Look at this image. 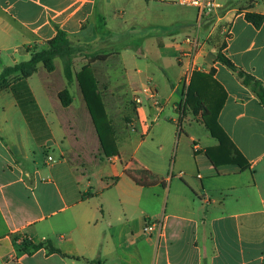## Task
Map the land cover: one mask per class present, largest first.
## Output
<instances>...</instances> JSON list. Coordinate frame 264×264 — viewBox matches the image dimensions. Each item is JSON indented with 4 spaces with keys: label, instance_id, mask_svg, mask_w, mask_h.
Masks as SVG:
<instances>
[{
    "label": "crops",
    "instance_id": "obj_1",
    "mask_svg": "<svg viewBox=\"0 0 264 264\" xmlns=\"http://www.w3.org/2000/svg\"><path fill=\"white\" fill-rule=\"evenodd\" d=\"M222 3L200 25L177 0H0V72L59 31L90 60L110 55L91 66L77 59L81 82L26 79L34 103L25 89L16 98V82L0 93V264H264V106L218 60L221 52L264 84V23L246 20L264 16V0ZM152 4L171 9L166 22L146 19ZM141 17L156 33L134 36L144 37L134 51L108 43L114 27L140 26ZM189 70L197 114L186 105ZM84 90L101 96L106 147ZM187 112L206 133L180 135ZM215 113L238 162L206 127ZM147 221L162 222V232L147 235ZM20 237L65 256L23 251Z\"/></svg>",
    "mask_w": 264,
    "mask_h": 264
},
{
    "label": "rangeland",
    "instance_id": "obj_2",
    "mask_svg": "<svg viewBox=\"0 0 264 264\" xmlns=\"http://www.w3.org/2000/svg\"><path fill=\"white\" fill-rule=\"evenodd\" d=\"M222 2H227L228 0H221ZM241 1V0H238ZM134 12V9L131 7H127V13H126V20L128 19L129 15ZM171 14V9L166 6H159V5H151L150 8L147 10V15L145 16L147 20H153V21H161L166 22L169 19V15ZM138 25H130L128 28H122V27H114L112 29V37H109L108 43L112 45L114 48H116L119 52H123L124 47L128 44H130V48L134 51L135 46H138L139 42L144 39V37H134L142 34H151L154 32L155 27H149L147 25H144L143 17L137 21ZM156 33V32H154ZM132 35L131 37H127V35ZM52 42L46 43L42 46H32L28 49L29 57L27 60L20 61L14 65L6 66L0 74L4 72H11L12 68L15 66H18L22 63H26L29 61L34 60V66L32 67V70L34 73L32 76H35L33 79L34 81H39L40 79L44 78V75H50L51 80L53 82L57 83H72L73 81L78 80L81 82L80 78V70L76 69V60L80 57L86 56V58L89 57L88 54L83 53L85 49H82L83 47H79L77 41L72 38L68 37L66 34V37L63 38V40L56 42V44H51ZM86 48V47H85ZM133 51L131 53H133ZM41 54L40 56L38 55ZM83 53V54H82ZM51 54V55H50ZM95 56H92V58ZM50 58L53 62L54 70L49 71L48 67L46 66L45 60ZM90 60V59H89ZM96 61L90 60L89 64L90 66L92 63H95ZM87 67V66H85ZM84 67V68H85ZM83 68V69H84ZM116 72L117 69L115 70ZM69 73V74H68ZM117 74V73H116ZM30 76V77H32ZM22 77L21 72L12 73L9 76H3L0 80V93L5 92L8 90L10 85L14 83L15 81L19 80ZM29 77V78H30ZM6 82V83H5ZM8 86V87H7ZM69 91L68 88H64L61 90L60 93L63 91ZM86 93L87 91H83L84 98L86 99ZM70 94V91H69ZM105 94H108V98L110 94L108 92H105ZM71 99L72 95L70 94ZM118 97H121L120 95H117ZM113 97H116V93H113ZM60 98V97H59ZM61 100V99H60ZM73 100V99H72ZM89 109V107H88ZM90 111V110H89ZM91 114V112H90ZM92 115V114H91ZM193 132L198 131L197 133H206L205 128L202 126V124L198 123L195 120V117L193 114L187 112V120L183 123V130H180V135L184 136L185 132Z\"/></svg>",
    "mask_w": 264,
    "mask_h": 264
},
{
    "label": "trees",
    "instance_id": "obj_3",
    "mask_svg": "<svg viewBox=\"0 0 264 264\" xmlns=\"http://www.w3.org/2000/svg\"><path fill=\"white\" fill-rule=\"evenodd\" d=\"M246 20H248L250 23H252L256 28H260L262 26V24L264 23V16L256 14V13H247L246 14ZM66 37V33L63 31H59L57 37L50 41L52 42L51 44H56V42H59L61 40H63V38ZM38 55L40 56L41 54L38 53ZM51 55V54H50ZM110 57V55H97L95 57H93L91 60L92 61H106L108 58ZM34 60L35 57L33 58L32 61L26 62V63H22L18 66H15L14 68H12L11 72H4L2 74H0V80L2 79V77L4 76H9L12 73H16V72H21L22 73V77L15 81V84H18L17 86H12V90L16 96V98L18 100H21L23 94H21V91H23V89L26 90V92H28L31 96V103H34L35 100L32 96V93L29 89V86L27 84L26 79H28L30 76H32V74L34 73V71L32 70V67L34 66ZM218 60L224 64L225 66H227L230 70H232L240 79L243 80V82L248 85L251 86L254 90V92L256 93L257 97L260 100V103L264 106V84L255 79L253 76L247 74L246 72L242 71L241 69H239L238 67H236L228 58H226L221 52L218 54ZM45 64L48 67L49 71H53L54 70V66H53V62L51 61L50 58L45 60ZM69 74V73H68ZM81 78V76H80ZM6 83V82H5ZM8 87V86H7ZM11 87V85H10ZM191 85L188 88V95H187V100H186V105L187 106H193V98L191 96ZM26 97V95H25ZM61 102L64 106H69L72 103V99L71 96L69 94V91L65 90L62 93H60L59 95ZM86 102L88 104L89 110L92 114V117L94 119V122L99 125L100 122H102V120L104 121V128L103 127H98L100 136L102 137V141H103V145L106 147L105 144V140L103 138H105V134L108 133L109 131H111V127L110 125L105 122L107 119V115H106V111H105V107L104 104L102 102L101 96L97 93V91L93 90V91H87L86 93ZM185 105V107H186ZM200 108V103H197L196 105L193 106V111L195 114L198 113ZM216 115L217 113L214 114L213 117H211L210 119L206 120V127L208 128V130L210 131L211 135L216 138L219 143H220V150L223 153L224 158H230L231 161H239L241 160L242 156L238 151L236 152V155H232L231 150V146L228 143V138L226 136V134L224 133V131L222 130V128L218 125L217 120H216ZM236 150V149H235ZM232 157V158H231ZM243 160V159H242ZM47 249L49 254H58L61 256H65L62 251H60L59 249L54 248L51 243H41L39 245H35L33 246L32 244H24L22 247L23 251H38L40 249ZM88 264H103L102 261L100 260H94V261H90L88 262Z\"/></svg>",
    "mask_w": 264,
    "mask_h": 264
},
{
    "label": "built area",
    "instance_id": "obj_4",
    "mask_svg": "<svg viewBox=\"0 0 264 264\" xmlns=\"http://www.w3.org/2000/svg\"><path fill=\"white\" fill-rule=\"evenodd\" d=\"M177 3L182 6L195 8L197 10V21L200 25H202L204 21L208 19L211 15L216 14L220 9L223 8V3L221 2V0H177ZM186 41L189 43H194V40L190 38H187ZM191 75L192 70L187 71L185 76V83L187 84V86L190 85L189 83L191 82ZM144 92L150 98L154 99L155 103H157L156 90L151 84L144 88ZM135 101L139 104L142 103L140 98H136ZM49 160L52 161L53 157H49ZM162 229V222L147 221L144 226V232L149 236H152L156 233H161ZM18 242L20 243V245H24L29 242V239L26 237H20Z\"/></svg>",
    "mask_w": 264,
    "mask_h": 264
}]
</instances>
